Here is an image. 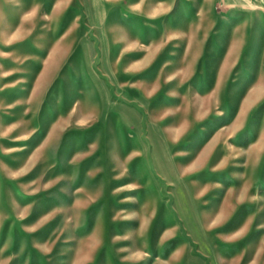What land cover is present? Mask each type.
<instances>
[{"label": "rangeland", "instance_id": "1", "mask_svg": "<svg viewBox=\"0 0 264 264\" xmlns=\"http://www.w3.org/2000/svg\"><path fill=\"white\" fill-rule=\"evenodd\" d=\"M0 264H264V0H0Z\"/></svg>", "mask_w": 264, "mask_h": 264}, {"label": "crops", "instance_id": "2", "mask_svg": "<svg viewBox=\"0 0 264 264\" xmlns=\"http://www.w3.org/2000/svg\"><path fill=\"white\" fill-rule=\"evenodd\" d=\"M195 6L193 3L189 2H182L181 4L178 5L177 9L170 14V16L167 18V24L165 26V29H173L174 31H179V32H203V31H208L210 30L208 28V21L209 18L211 17L210 14H205V15H199L196 13V10L194 11ZM134 21V19L132 18ZM135 22V21H134ZM135 26H138L135 23ZM131 24V25H132ZM221 30H227V25L221 24ZM134 28V26L132 25ZM226 27V29H225ZM181 41L180 44V49L184 47V44ZM197 46L193 43V45H189V50H195L196 51ZM179 55L182 54L181 51H178ZM191 53V52H190ZM196 53V52H195ZM208 79L209 77H204Z\"/></svg>", "mask_w": 264, "mask_h": 264}]
</instances>
